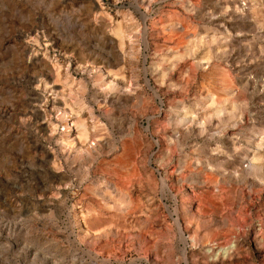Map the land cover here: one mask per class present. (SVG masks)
I'll return each mask as SVG.
<instances>
[{
  "label": "rangeland",
  "instance_id": "rangeland-1",
  "mask_svg": "<svg viewBox=\"0 0 264 264\" xmlns=\"http://www.w3.org/2000/svg\"><path fill=\"white\" fill-rule=\"evenodd\" d=\"M0 264H264V0H0Z\"/></svg>",
  "mask_w": 264,
  "mask_h": 264
},
{
  "label": "bare ground",
  "instance_id": "bare-ground-1",
  "mask_svg": "<svg viewBox=\"0 0 264 264\" xmlns=\"http://www.w3.org/2000/svg\"><path fill=\"white\" fill-rule=\"evenodd\" d=\"M84 125V124H83Z\"/></svg>",
  "mask_w": 264,
  "mask_h": 264
}]
</instances>
